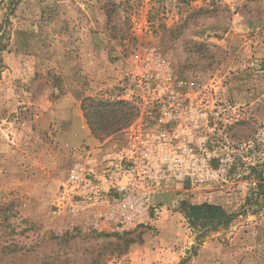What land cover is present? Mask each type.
Instances as JSON below:
<instances>
[{
  "label": "rangeland",
  "instance_id": "rangeland-1",
  "mask_svg": "<svg viewBox=\"0 0 264 264\" xmlns=\"http://www.w3.org/2000/svg\"><path fill=\"white\" fill-rule=\"evenodd\" d=\"M7 3L0 264H264V193L252 195L264 183V0H20L12 13ZM151 49L177 80L212 89L214 115L192 140L203 170L163 197L156 227L97 232L55 207L58 188L78 151L154 109L137 73ZM205 202L230 224L191 225L183 203Z\"/></svg>",
  "mask_w": 264,
  "mask_h": 264
},
{
  "label": "built area",
  "instance_id": "built-area-1",
  "mask_svg": "<svg viewBox=\"0 0 264 264\" xmlns=\"http://www.w3.org/2000/svg\"><path fill=\"white\" fill-rule=\"evenodd\" d=\"M138 63V79L154 109L130 120L110 142L107 137L78 151L55 199L58 210L97 232L156 227L167 210L163 197L203 170L200 146L192 140L202 138L214 115L212 89L177 80L159 50Z\"/></svg>",
  "mask_w": 264,
  "mask_h": 264
},
{
  "label": "trees",
  "instance_id": "trees-1",
  "mask_svg": "<svg viewBox=\"0 0 264 264\" xmlns=\"http://www.w3.org/2000/svg\"><path fill=\"white\" fill-rule=\"evenodd\" d=\"M2 1V0H0ZM20 0H8L7 10L9 13H12L15 6ZM104 126V124H103ZM258 191V194L264 193V183H258L257 186L252 188V195L256 194L255 191ZM183 210L185 215L189 221V223L193 226H198L204 232L205 230L212 228L218 229L220 227H224L230 224L234 215L228 213L224 208L220 205L210 204V203H202L199 205H189L187 203H183Z\"/></svg>",
  "mask_w": 264,
  "mask_h": 264
}]
</instances>
